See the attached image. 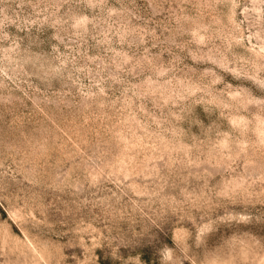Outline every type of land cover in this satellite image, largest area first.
I'll list each match as a JSON object with an SVG mask.
<instances>
[{
	"label": "rangeland",
	"instance_id": "374dc122",
	"mask_svg": "<svg viewBox=\"0 0 264 264\" xmlns=\"http://www.w3.org/2000/svg\"><path fill=\"white\" fill-rule=\"evenodd\" d=\"M0 264H264V0H0Z\"/></svg>",
	"mask_w": 264,
	"mask_h": 264
}]
</instances>
